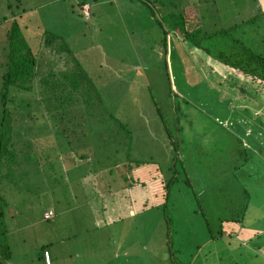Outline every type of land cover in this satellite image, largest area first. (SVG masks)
<instances>
[{"label": "rangeland", "instance_id": "374dc122", "mask_svg": "<svg viewBox=\"0 0 264 264\" xmlns=\"http://www.w3.org/2000/svg\"><path fill=\"white\" fill-rule=\"evenodd\" d=\"M77 1L0 0V60L5 31L13 15L21 12L20 20L27 24L24 34L31 43L40 31L65 34L64 44L76 51L81 64L89 66L108 111L98 117H86L85 129L77 130L69 143L64 133L55 134L50 126L51 130L42 128L43 125L31 128L28 117L21 119L26 129L22 131L18 165L9 166L7 175L0 181V199L6 202H1L7 228L5 243L10 245L12 253L3 264L17 261L39 264L37 255L46 243L56 257L55 264H182L177 256L190 260L191 264H235L231 253H236L232 250L237 224L223 221L225 230L232 225L237 227L228 230L224 237L211 238L210 229L214 233L219 230L218 215L214 214L215 209L205 205L206 222L198 204L205 195H214L213 206L227 210L220 213L222 217L237 213L244 214L247 223L257 219L264 222L261 123L252 117L250 110V121H234L246 117L227 102L216 99L211 105H202L192 100V105L184 106L182 116V137L186 139L184 164L177 163V182L169 188L162 187L171 177L172 148L152 103V94L164 104L170 99L164 63L154 66L148 54L160 48L154 45L160 36L158 25L140 17L145 16L137 12L143 9L137 2L96 0L88 2L89 6L78 7ZM197 1L208 4L209 16L215 13L210 7L213 0ZM216 1V7L228 6L227 11L218 12L222 25L247 19L255 12V4H264V0ZM86 5L92 13L90 19L83 15ZM144 21L146 30L140 28ZM260 23L263 28L259 31L251 33L249 22L237 32L244 31V38L253 40V45L262 51L264 19ZM53 46L41 43L40 61L57 70L73 66L71 59L58 50L54 52ZM173 50L170 58L174 64L178 56ZM146 62L150 64L146 66ZM108 76L113 80L107 79ZM188 82L185 79L191 92L192 85ZM212 85L206 89L217 93V85ZM235 92L231 95L224 90L232 99L240 95ZM235 98L234 103L241 100ZM250 105L258 106L251 102ZM33 113L44 115L42 109L34 107ZM119 119L128 124V135L123 130L119 131L122 135L118 134L114 122ZM42 120L36 123H44ZM256 142L261 143L262 147L257 148L261 155L253 156L250 161L253 164L244 163L234 170L235 153L245 146L252 148ZM83 154L86 159L80 156ZM241 155L243 158L244 153ZM102 167L104 170L99 171ZM155 185L157 191L153 192ZM244 187L252 189L245 212ZM50 208L54 215L43 218ZM167 241L174 252L168 249ZM254 259L257 264L259 260Z\"/></svg>", "mask_w": 264, "mask_h": 264}, {"label": "trees", "instance_id": "16d2710c", "mask_svg": "<svg viewBox=\"0 0 264 264\" xmlns=\"http://www.w3.org/2000/svg\"><path fill=\"white\" fill-rule=\"evenodd\" d=\"M95 1L78 0L77 6L82 7L88 2ZM126 1L132 4L139 3L140 6L142 4L141 8L143 9L137 12L144 14L146 18L140 17L147 21L153 20L160 30V36H158L154 44H158L160 48L156 49V51L151 50L148 54L153 58L150 63L154 66L156 63H164L165 77L168 83L167 92L170 99L167 104L160 102V97L157 99L154 94H152V103L172 148L171 177L166 183L162 184V187L169 188L170 185L178 180V161L183 163V144L186 143V139L182 137V131L184 130L182 124V116L185 113L184 106L192 105V100L193 102L201 103L203 101L202 97L206 93L203 90L204 86L205 88H209L213 86L212 83L218 87L220 86L222 90L215 85L216 90L218 89V94L212 89L217 100L227 102L226 104L230 107L233 106L237 112H242L241 114L246 117V119H242L245 121L244 123L250 121V110L252 117L255 116V120H258L261 123V127L264 128V50H258L260 47H255L253 40L244 38V31L237 32L239 27L249 22L252 23L253 28L251 33L261 29L262 24L260 21L264 19V4L260 2L255 4V12L247 19H241L229 25H222L218 12L220 10L222 12L227 11L228 6L222 5L220 7L218 5L216 7V0L210 3V7L215 12L211 16L206 11L208 4H205V2L202 4L197 0L193 2L191 0ZM229 3L227 2V4ZM80 12L79 14L83 13ZM22 14L21 12L14 14V18L5 31L4 38L6 42L2 47L4 52L2 60H0V181L1 178L7 175L5 174L7 169L9 170L10 167L18 165L16 163L20 158V153L18 152H21V147L23 146L22 131L26 129L24 125H21V119L28 117L31 121L29 123L31 128H33V125H43L42 128L46 127L50 129V126L55 131V134L64 133L69 143L72 135L77 133V130L81 131L85 129L86 117L90 119V117H98V114L102 115L108 112L103 105L100 86H96L94 78L89 72V66L81 64L76 57V51L70 45L66 46L64 44L66 43L65 34L58 35L52 31H40L34 37L33 43L36 44L34 45L24 34L27 24H25V21L22 22L20 20ZM91 14L90 7L88 15L83 13L86 17L90 16L88 19L91 18ZM149 15L151 18H149ZM86 17H82L83 20H86ZM146 27L148 26L146 21H144V24H141L140 28L146 30ZM130 30V33L134 32L132 28ZM44 38L45 41L42 40ZM262 41L264 42L263 38ZM40 42L46 44V46L54 45V52L58 50L59 53H65L73 62V66L69 65L63 70H57L51 64L47 65L41 62L42 50ZM172 49H174L173 51L178 56V61L174 62V64L172 58H170L172 56L170 53ZM193 55L196 59H194ZM150 63L146 62V66ZM147 70L149 69L146 68ZM139 72V75H141V71ZM108 73L112 74L110 71ZM97 76L102 78L101 73H97ZM107 79L113 80L109 76ZM185 79H188L189 86L192 85V88L190 87L192 89L191 92H189L190 90L185 83ZM198 79L203 82L202 85L199 84L200 81ZM224 90L229 91L231 95L234 94L235 90L240 94L235 97L241 100L234 103L236 98L232 99L230 94H224ZM250 102L258 106L250 105ZM33 107L42 109L44 115L43 113L40 116L34 114ZM36 117V121L42 118L44 123H40L39 121L36 123L35 120L32 123ZM112 121L114 122V120ZM114 124L119 127L115 126L119 135H122L119 132L120 130L125 131V135L129 134L126 122L123 123L119 119ZM39 136L40 134L35 137L37 143ZM189 146V144L186 145V147ZM36 147H39V145L37 144ZM261 147V143L256 142L252 144V148L245 146L243 149L238 150L235 153L233 169H239L244 163L247 165L251 164L252 162L250 161L254 158V155H261L257 152L259 150L257 148ZM241 152L244 153L243 158ZM80 156L84 157V159L87 158L84 154ZM236 157L238 158L236 159ZM127 160H129V155ZM101 170H104L103 167L99 169V171ZM249 175L251 176L250 173ZM236 177H238L237 174ZM155 187L153 192L157 191V185ZM242 190L245 192L244 196L247 198L244 202L246 203L244 207L245 212L247 205L251 202L252 189L248 190L244 187ZM193 195L194 197H198L196 192H193ZM211 199H213V202ZM2 201L6 204L1 197L0 264H3L4 261L12 256L10 245L7 242L5 243L7 228L4 208L1 205ZM215 201L216 197L214 195H205L204 198H200L198 204V210L204 215L206 222L208 220L206 209L204 208L205 205H209L210 209H215L214 214L218 215L219 230L214 233L210 229L211 238L224 237L228 235V230H235L237 226L238 231L244 227H255V229H258L263 223L257 217L255 218L257 220L247 223L244 214L239 216L235 213L230 215V217H222L220 213L227 210L220 205H218L219 207H214ZM223 221L233 222L237 226L232 225L228 230H225ZM168 249L171 253L174 252L172 251L171 244H168ZM44 251V246H42L41 257L43 264H45ZM177 259L180 263L190 261H185L183 257L178 258V256ZM232 262L234 263L235 259ZM235 264L238 263L235 262Z\"/></svg>", "mask_w": 264, "mask_h": 264}, {"label": "crops", "instance_id": "0c3cea01", "mask_svg": "<svg viewBox=\"0 0 264 264\" xmlns=\"http://www.w3.org/2000/svg\"><path fill=\"white\" fill-rule=\"evenodd\" d=\"M202 83H203L202 81L199 82V84H201V85H202ZM203 90L208 94L205 93V96H203V98H202L203 101H201V103L200 102L199 103L202 105H211L216 100L215 94L213 93L212 90H207L205 88V86H204ZM202 93H204V92L202 91ZM212 98H213V101H212ZM237 115L240 116L239 113H237L236 116ZM241 119H243V117L238 118V120L234 119V121L238 122ZM222 121L226 122V120H224V119H222ZM257 203H260V202H257ZM260 204L262 206L263 202ZM248 205H247V208H248ZM48 211H52L51 208L43 213V218H45V219L50 218V217L46 218L44 216L45 213H47ZM53 215H54V213H53ZM233 238H234L233 250H235L234 252H236V253L235 254L231 253V256L234 257L233 259H235V262H238L239 264H248V262L250 261L252 264H254V261H255L254 257H256L259 260L257 264H264V247H263L264 246V222L262 223V225L260 227H258V229H255V227L254 228H245V227L241 228L237 232V234H235V236H233ZM47 245H49V244L46 243V244H43L42 246H44L45 250L49 251L51 264H55V261L53 259H55L56 257L54 258L51 249L49 247H47ZM42 246H41V248L38 252V255H37L39 264H43L42 257H41ZM239 251H240V253H239ZM20 263H21V261L15 262V264H20ZM182 264H191V262H186V263H182Z\"/></svg>", "mask_w": 264, "mask_h": 264}, {"label": "built area", "instance_id": "2783aa9c", "mask_svg": "<svg viewBox=\"0 0 264 264\" xmlns=\"http://www.w3.org/2000/svg\"><path fill=\"white\" fill-rule=\"evenodd\" d=\"M85 14L88 15L89 14V7L86 5L85 8ZM53 215V212L52 211H48L47 213H45V217L48 218V217H51ZM43 257H44V263L45 264H51V261H50V255H49V251L48 250H45L44 253H43Z\"/></svg>", "mask_w": 264, "mask_h": 264}]
</instances>
